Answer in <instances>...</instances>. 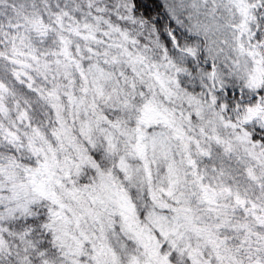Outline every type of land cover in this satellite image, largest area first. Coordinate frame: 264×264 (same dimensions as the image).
<instances>
[{
	"label": "snow or ice",
	"instance_id": "snow-or-ice-1",
	"mask_svg": "<svg viewBox=\"0 0 264 264\" xmlns=\"http://www.w3.org/2000/svg\"><path fill=\"white\" fill-rule=\"evenodd\" d=\"M0 264H264V0H0Z\"/></svg>",
	"mask_w": 264,
	"mask_h": 264
}]
</instances>
